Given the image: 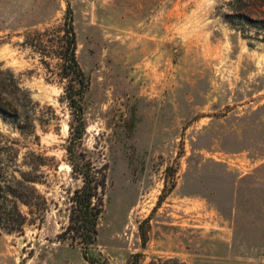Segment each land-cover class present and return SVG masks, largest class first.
<instances>
[{
    "label": "rangeland",
    "instance_id": "1",
    "mask_svg": "<svg viewBox=\"0 0 264 264\" xmlns=\"http://www.w3.org/2000/svg\"><path fill=\"white\" fill-rule=\"evenodd\" d=\"M232 0H0V68L48 125L0 121L2 172H29L24 233L0 232V264H90L66 235L83 185L68 161L71 112L28 33L70 6L90 80L81 149L106 168L90 254L108 264H264V43L226 19ZM19 149L16 160L9 146Z\"/></svg>",
    "mask_w": 264,
    "mask_h": 264
},
{
    "label": "trees",
    "instance_id": "2",
    "mask_svg": "<svg viewBox=\"0 0 264 264\" xmlns=\"http://www.w3.org/2000/svg\"><path fill=\"white\" fill-rule=\"evenodd\" d=\"M226 19L232 28L249 40L264 43V0H232L228 3ZM25 48L40 56V61L49 73V79L64 86L63 100L72 116L70 138L66 147L69 165L83 185L75 190L71 198L72 210L66 235L73 243L83 248L84 258L90 264H108L90 254L97 243L99 219L104 212V197L107 189L106 168L98 169L82 151L87 124L85 120V98L90 90V80L82 69L78 57V39L73 12L67 9L63 22L45 28L44 31L28 33L23 42ZM40 103L33 100L14 72L0 68V121L11 126L21 135L35 134L37 124L48 125L50 120L39 116ZM15 159L19 149L9 146ZM2 157V156H1ZM0 157V232L23 234L28 217L20 206L32 209L38 204L36 182L29 172H2Z\"/></svg>",
    "mask_w": 264,
    "mask_h": 264
}]
</instances>
